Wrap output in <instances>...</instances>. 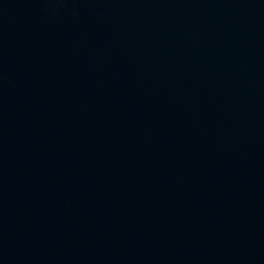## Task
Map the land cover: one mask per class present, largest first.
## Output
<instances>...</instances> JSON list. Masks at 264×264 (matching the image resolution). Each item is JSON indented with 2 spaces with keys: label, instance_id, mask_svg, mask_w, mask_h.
Here are the masks:
<instances>
[{
  "label": "water",
  "instance_id": "95a60500",
  "mask_svg": "<svg viewBox=\"0 0 264 264\" xmlns=\"http://www.w3.org/2000/svg\"><path fill=\"white\" fill-rule=\"evenodd\" d=\"M0 264H264V0H0Z\"/></svg>",
  "mask_w": 264,
  "mask_h": 264
}]
</instances>
